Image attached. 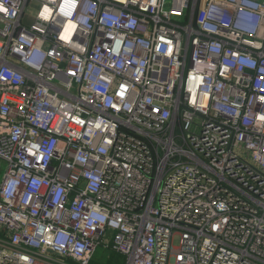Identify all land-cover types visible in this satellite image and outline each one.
Here are the masks:
<instances>
[{
    "label": "built area",
    "instance_id": "1",
    "mask_svg": "<svg viewBox=\"0 0 264 264\" xmlns=\"http://www.w3.org/2000/svg\"><path fill=\"white\" fill-rule=\"evenodd\" d=\"M0 264H264V0H0Z\"/></svg>",
    "mask_w": 264,
    "mask_h": 264
},
{
    "label": "rangeland",
    "instance_id": "2",
    "mask_svg": "<svg viewBox=\"0 0 264 264\" xmlns=\"http://www.w3.org/2000/svg\"><path fill=\"white\" fill-rule=\"evenodd\" d=\"M7 169V164L0 161V182ZM104 264H124L122 258L116 253H108L103 257Z\"/></svg>",
    "mask_w": 264,
    "mask_h": 264
},
{
    "label": "trees",
    "instance_id": "3",
    "mask_svg": "<svg viewBox=\"0 0 264 264\" xmlns=\"http://www.w3.org/2000/svg\"><path fill=\"white\" fill-rule=\"evenodd\" d=\"M108 253H112V252H108V251H104V250H102V251H100V252H98V255L95 257V259H94V262L92 263V264H104V260H103V257L106 255V254H108ZM113 254H115V253H113ZM118 254V253H117ZM119 255V254H118ZM121 258H122V261L124 262V264H126V260L121 256V255H119Z\"/></svg>",
    "mask_w": 264,
    "mask_h": 264
}]
</instances>
